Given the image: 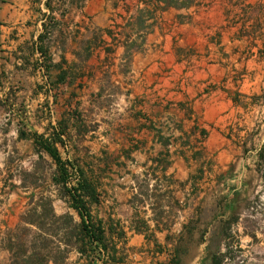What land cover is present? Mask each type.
Masks as SVG:
<instances>
[{
  "label": "rangeland",
  "instance_id": "1",
  "mask_svg": "<svg viewBox=\"0 0 264 264\" xmlns=\"http://www.w3.org/2000/svg\"><path fill=\"white\" fill-rule=\"evenodd\" d=\"M107 1L123 26L134 16L156 21L152 35L144 30L135 34L136 75L145 67L151 70L152 82L166 77L167 103L173 108L167 125L161 126L162 142L170 151L188 146L191 176L181 183L166 177L169 154L160 148L152 151L158 164L139 166L130 150L134 142L125 137L120 141L112 126L103 143L80 135L94 127L91 124L71 126L67 149L63 144L57 149L62 161L72 164L67 166L70 186L75 185L77 168L95 188V199L87 205L106 242L94 254L83 248L80 218L64 187L56 183L55 162L31 140L32 135L47 138L52 132L49 123L41 125L31 116L18 126L14 120L13 126L12 120L3 121L0 264H132L150 257L151 247L158 253L157 264H264V164L233 183L226 182L224 174L215 181L203 176L200 170L208 167L203 157L210 159L201 148L211 128L205 132L197 127V134L187 120L191 103L200 95L232 97L239 111L222 128L223 135L239 146L237 156L257 157L264 147V0H201L188 9L178 6L194 0H171L176 8L164 12H152L151 4L143 3L147 0ZM164 2L157 6L164 7ZM210 68L212 79L207 78ZM195 81L205 85L190 100ZM42 117L49 119L48 114ZM152 123L156 136L160 128ZM181 126L184 133L179 132ZM177 191L183 193L182 201ZM182 208L184 215L178 213ZM134 234L141 235L145 245L130 244ZM167 251L173 257H167Z\"/></svg>",
  "mask_w": 264,
  "mask_h": 264
},
{
  "label": "crops",
  "instance_id": "2",
  "mask_svg": "<svg viewBox=\"0 0 264 264\" xmlns=\"http://www.w3.org/2000/svg\"><path fill=\"white\" fill-rule=\"evenodd\" d=\"M151 7L152 12H164L156 4ZM109 8L107 0H0V123L12 120L13 126L14 120L18 126L25 116L39 118V124L49 123L52 131L62 134L63 149H67L74 124L94 126L80 135L100 143L111 134L112 126L120 141L125 137L134 142L130 150L139 166L158 164L152 158L157 148L169 154L164 175L181 183L191 176L193 163L185 155L188 146L170 151V145L162 142L161 126L167 125L168 110L173 108L167 103V79L159 76L152 82L151 70L145 67L136 75L135 34L144 30L145 35H152L156 21L147 18L154 23L146 25V18L134 16L123 26ZM212 71L208 70V79H212ZM204 85L192 82L189 99L200 95ZM237 105L232 97L217 93L202 94L191 103L187 118L193 124L191 131L211 128L201 148L210 160L203 157L208 167L200 174L213 181L224 174L226 182L233 183L256 173L254 168L261 165L258 153L257 157L237 156L239 146L223 135L222 128L235 120ZM175 106L183 114L180 104ZM47 114L49 119L44 121L42 115L47 118ZM152 120L160 128L156 136ZM179 132L184 133L182 126ZM175 195L182 201L183 193ZM178 213L184 215L185 211L182 208ZM144 242L141 235L134 234L129 243L138 248ZM155 251L149 248L150 257L132 264H157ZM167 257H173L170 251Z\"/></svg>",
  "mask_w": 264,
  "mask_h": 264
},
{
  "label": "trees",
  "instance_id": "3",
  "mask_svg": "<svg viewBox=\"0 0 264 264\" xmlns=\"http://www.w3.org/2000/svg\"><path fill=\"white\" fill-rule=\"evenodd\" d=\"M162 1L164 2L165 0H147L143 3H155L156 5H159ZM200 1L201 0H194L193 4L190 2H185L180 4L178 7L179 9H188L192 5L197 7L199 6ZM171 2V0H167V2H164V7L161 8L158 6V9L161 11H167L171 8H176V6ZM61 135V133L52 131L47 138H44L43 136L32 135L31 140L38 151L46 153L55 162L58 170L56 183L61 184L62 187H64L70 199L71 208L77 212L80 218L83 248L86 247L95 254L99 248H105L106 242L103 229L100 227V225H95L92 222V217L89 213L87 205V200L93 201L95 199V188L89 182V180L86 179L83 172L77 168L75 169V171L78 173L75 180V185L70 186V172L68 167L72 168V164L70 162H63L57 149V145L62 146L63 144ZM22 136L24 137L25 135L22 134ZM258 157L259 161L264 164V147H262L258 152ZM83 248L79 250L80 253L84 251Z\"/></svg>",
  "mask_w": 264,
  "mask_h": 264
}]
</instances>
